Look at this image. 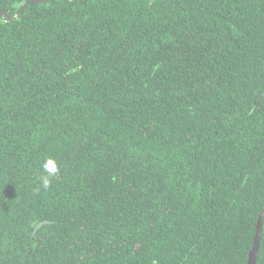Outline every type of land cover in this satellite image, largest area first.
<instances>
[{
    "label": "trees",
    "instance_id": "trees-1",
    "mask_svg": "<svg viewBox=\"0 0 264 264\" xmlns=\"http://www.w3.org/2000/svg\"><path fill=\"white\" fill-rule=\"evenodd\" d=\"M27 1L0 0V264H246L261 213L264 264V0Z\"/></svg>",
    "mask_w": 264,
    "mask_h": 264
},
{
    "label": "water",
    "instance_id": "water-1",
    "mask_svg": "<svg viewBox=\"0 0 264 264\" xmlns=\"http://www.w3.org/2000/svg\"><path fill=\"white\" fill-rule=\"evenodd\" d=\"M41 1H45V0H29L25 3H23V5L19 8L18 11H20L23 7H25L28 4H31L33 2H41ZM262 217H263V214L261 213L257 219V223L255 226V232L253 235V242H252L251 248H250L249 253H248V259H247L246 264H255V260H256L257 252H258L260 234H261V229H262ZM48 222H49L48 220L41 221V222L36 224L35 228L41 226L43 223H48Z\"/></svg>",
    "mask_w": 264,
    "mask_h": 264
},
{
    "label": "clouds",
    "instance_id": "clouds-1",
    "mask_svg": "<svg viewBox=\"0 0 264 264\" xmlns=\"http://www.w3.org/2000/svg\"><path fill=\"white\" fill-rule=\"evenodd\" d=\"M45 175L40 177L42 187L48 189L51 185L52 179L57 175L59 168L56 161L52 158H48L42 164Z\"/></svg>",
    "mask_w": 264,
    "mask_h": 264
}]
</instances>
